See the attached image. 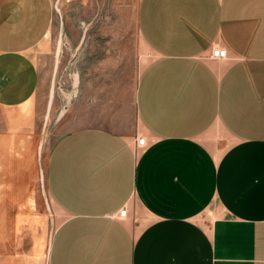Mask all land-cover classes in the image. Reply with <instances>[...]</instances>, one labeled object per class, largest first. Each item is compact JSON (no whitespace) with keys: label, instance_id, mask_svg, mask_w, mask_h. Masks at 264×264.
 I'll return each instance as SVG.
<instances>
[{"label":"crops","instance_id":"crops-1","mask_svg":"<svg viewBox=\"0 0 264 264\" xmlns=\"http://www.w3.org/2000/svg\"><path fill=\"white\" fill-rule=\"evenodd\" d=\"M54 20L53 0H0V148L32 183L49 112L33 53ZM137 29L139 128L57 139L46 178L63 220L44 250L40 233L0 232V264H264V0H139Z\"/></svg>","mask_w":264,"mask_h":264},{"label":"rangeland","instance_id":"rangeland-1","mask_svg":"<svg viewBox=\"0 0 264 264\" xmlns=\"http://www.w3.org/2000/svg\"><path fill=\"white\" fill-rule=\"evenodd\" d=\"M53 2V32L33 53L42 73L40 103L49 109L37 181L32 183L30 161L5 162L0 148V186L8 188L0 193V221L5 223L0 232L40 233L39 250L46 248L63 220L47 188L51 147L66 133L85 127L123 134L138 129L135 90L151 59L137 29L139 0Z\"/></svg>","mask_w":264,"mask_h":264},{"label":"built area","instance_id":"built-area-1","mask_svg":"<svg viewBox=\"0 0 264 264\" xmlns=\"http://www.w3.org/2000/svg\"><path fill=\"white\" fill-rule=\"evenodd\" d=\"M227 55H228L227 48L214 47L212 49V53H211L210 57L212 59H225L227 57ZM137 143L139 146H144L145 145V138L139 137ZM126 216H127V209L126 208H122L118 213H113L110 215V217L114 218V219H121V218H125Z\"/></svg>","mask_w":264,"mask_h":264}]
</instances>
